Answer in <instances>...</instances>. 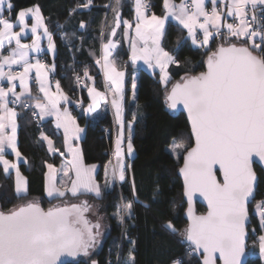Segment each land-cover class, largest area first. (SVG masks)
<instances>
[{
	"label": "snow or ice",
	"instance_id": "snow-or-ice-1",
	"mask_svg": "<svg viewBox=\"0 0 264 264\" xmlns=\"http://www.w3.org/2000/svg\"><path fill=\"white\" fill-rule=\"evenodd\" d=\"M209 0H181L180 4L172 0H163L164 15L147 14L150 7L145 0H134L135 37L131 40V59L135 62L143 60L149 68H159L160 80L167 85L170 64L179 65V60L161 46L165 34V23L171 17L178 25L187 30L188 38L193 45L208 48L214 36L223 38V42L215 51L209 49L207 71L198 75L185 76L175 83L166 100L168 106L176 109L182 105L187 111L191 123V134L194 146L173 143L172 151L183 149V166L180 173L184 178L185 195L188 198L189 224L181 233L188 242V256L199 254L202 264H245L246 256V224L249 220L248 205L255 198L257 174L253 168L254 157L264 164V0H210L211 10L206 7ZM92 0L78 7L87 8ZM121 0H115L112 7L114 27H133L128 20H122L119 12ZM14 4L11 0H0V81H7V87L0 84V164L3 171L15 170V193L18 197L27 195V180L21 175L18 164L5 158L6 149H10L17 160L21 153L16 144L17 113L9 107V103H22L24 107L39 109L33 112L40 119L55 116L56 128L63 129L64 143L71 159L63 168L64 177L61 186L56 183V169L46 163L45 190L49 197L63 198L70 194L103 195L100 184L94 177L96 166L83 164L80 149L74 147L72 141L80 138L83 131L67 109L61 111V100L67 102L68 97L60 89L56 81V92L50 90L46 65L39 59L35 63L29 61V51L40 52L38 30L43 29L47 38L48 49L55 52L53 36L44 23V17L38 5L19 10L12 19ZM226 12L221 9H225ZM259 9V15L257 10ZM5 11L8 16L5 17ZM75 11V9H73ZM35 21L31 25L33 40L31 44L21 43V34L28 29L27 18ZM228 17L234 22H228ZM238 21V22H237ZM19 26L20 31H14ZM81 28L86 27L82 21ZM226 30V31H225ZM202 35V39L200 38ZM103 36V32L101 33ZM243 41V43L233 42ZM15 41L7 55L3 54L5 42L9 45ZM142 45V46H138ZM116 42L108 39L102 43L101 65L106 79L111 82L115 120L118 126L115 139L114 156L116 163L111 167V181L108 170L105 171V185L108 188L116 179L124 181L131 165H125V151L128 156L134 153L133 124L137 115L132 114L129 121L124 116V73L117 71L113 61L109 59ZM97 64L101 61L97 60ZM13 65H21L22 71H12ZM5 66L8 71H5ZM55 65H52L54 70ZM36 70L40 97H32L28 80L32 70ZM84 77L91 79L87 69ZM81 82V77H76ZM19 81L21 91H16L15 81ZM132 98L135 100L136 84H132ZM92 103L85 110L94 111L100 100H107V95L89 88ZM13 97L11 101L9 97ZM24 98V99H22ZM27 100H34L28 104ZM10 129V133H8ZM127 131V135L125 132ZM41 138L47 141L50 153L58 152L53 141L41 132ZM126 142V149H125ZM64 155V153H60ZM27 163V161H24ZM111 163V162H110ZM75 172V179L69 175ZM70 183V187H69ZM133 195H136L135 182L132 183ZM199 194L207 201L206 214L196 215L192 208L193 197ZM87 200L70 206H54L45 211L38 202H28L9 210L0 212V264H64L62 256H89L100 235V223L90 224L84 213L90 210ZM254 210L259 216V224L264 231V200L257 201ZM134 202L128 201L117 205L114 216L118 223L125 225L126 220L133 219ZM166 230L176 233L177 229L171 221L162 225ZM93 229H96L94 232ZM255 231V229H253ZM122 235H127L123 233ZM259 251L264 259V235L259 237ZM129 249L124 259L120 246H116L115 261L109 264H136V241L128 238ZM91 264H97L95 260ZM170 264H184L182 259H173Z\"/></svg>",
	"mask_w": 264,
	"mask_h": 264
},
{
	"label": "trees",
	"instance_id": "trees-1",
	"mask_svg": "<svg viewBox=\"0 0 264 264\" xmlns=\"http://www.w3.org/2000/svg\"><path fill=\"white\" fill-rule=\"evenodd\" d=\"M152 4V13L158 16L164 14L163 0H145ZM14 4L13 15L20 9L38 5L47 20L56 44L54 57L55 76L69 96L78 104L72 105L77 122L85 126V134L81 139V150L85 164H97L99 169L96 180L100 184L103 195H80L73 197L68 194L63 198H47L45 195L46 163L59 165L64 155V139L51 121L44 122V130H40L32 120L31 107H18V148L26 158L27 163L20 165L22 173L28 182L27 195L18 197L15 193V181L12 173H5L0 167V210L8 212L25 202L36 201L44 209L62 201H75L86 198L97 202L99 212L103 214L108 224V232L102 243L90 255L79 257L64 264H107L115 261L116 246L119 245L122 256L127 258L128 238L136 241V264H170L173 259H182L184 264H201V256H188L189 247L181 233L187 227L185 210L187 203L183 195V183L178 175V169L183 161V155L177 159L169 150L170 144L180 142L185 147H191L193 139L185 113L173 112L167 107L166 96L175 81L182 77L197 74L205 70V60L209 49L215 51L223 42L222 37H215L208 48L194 46L187 38L186 31L173 21L166 25L162 46L179 60V65L170 64V75L167 85L161 82L160 73L139 68L136 99L132 100V84L136 67L129 59V50L123 37V25L116 29L113 36L118 45L113 52L116 66L124 71V116L125 121L137 115L133 124L134 155L130 160L131 168L126 172V179L115 183L106 190L104 188L105 171L112 163L114 136L112 127L114 118L106 106H102L92 114H86L85 107L89 103L88 86L93 83L99 89H104V79L100 64L102 43L110 38L114 27L112 7L115 0H93L89 8L78 7L86 0H11ZM133 0H121L119 8L123 19H132ZM75 9V11H73ZM86 27L81 28V22ZM103 32V36L101 33ZM87 69L91 79L84 77ZM82 82L78 83L76 77ZM45 132L54 140L59 150L50 153L44 141L40 138ZM127 135V131L125 132ZM258 175L255 199L250 204L251 226L248 241V257L245 264H264L256 253L259 251L257 236L261 230L259 219L254 212L257 201L264 200V171L254 164ZM135 182L136 195L132 192ZM134 202L133 219L126 220L125 225L118 223L114 216L117 205ZM75 204V203H70ZM196 211L204 212L205 207L196 203ZM88 211L84 213L87 216ZM89 216V215H88ZM171 221L177 229L172 233L162 227ZM255 229V231H253ZM126 233L127 235H122ZM252 250V252L250 251Z\"/></svg>",
	"mask_w": 264,
	"mask_h": 264
},
{
	"label": "crops",
	"instance_id": "crops-1",
	"mask_svg": "<svg viewBox=\"0 0 264 264\" xmlns=\"http://www.w3.org/2000/svg\"><path fill=\"white\" fill-rule=\"evenodd\" d=\"M172 2H174V3H176V4H180V3H181V0H172ZM33 6H35V5H33ZM33 6H29V7H33ZM206 7L208 8L209 11L211 10V3H210V0H209V2L206 3ZM26 8H28V7H26ZM22 9H24V8H22ZM132 9H133V12H134V16H133L132 19H123V18L121 17L122 20H128V21L131 22L132 25H133V27H132L131 29H127L128 33H129V35H128L127 38H125V36H124L125 27H124L123 24H121V25H123V37H124V41H125V43H126V45H127V47H128V50H129V59L133 62L134 66L136 67L135 75L138 76V72H137V70H138L139 68H145V69H147V70H149V71H151V72H158V73H160V70H159L158 67H157V68H149L148 65L144 63L143 60H137V61L134 62V61L131 59V55H132V50H131V40L135 37V21H136V17H135V9H134V0H133V4H132ZM20 10H21V9H20ZM221 10L224 11V12H226V8H225V9H221ZM18 11H19V10H18ZM18 11H17V12H18ZM41 14H42V16L44 17L42 11H41ZM147 14H148V15H151L150 13H147ZM163 15H164V14H163ZM163 15H162V16H163ZM7 16H8V12L5 11V17H7ZM157 16H158V15H157ZM12 19L15 20V14L12 15ZM229 19H230V17H228V22H229ZM169 21H173V22L177 23L175 20H173L171 17H169V19H168V20L166 21V23H165V29H166V25H167V23H168ZM26 22H27V24H28L29 27H28V29L25 30L24 33L21 34V43H24V44H31V43H32V40H33V36H32V34H31V25H32L33 23H35V21L29 17V18H27ZM44 23H45V25L47 26L49 32L51 33V30H50L49 27H48V23H47V20H46L45 17H44ZM177 24H178V23H177ZM179 26H180V25H179ZM184 30L186 31V34H187V30H186V29H184ZM14 31H17V32L20 31L19 26L15 27V28H14ZM225 31H226V30H225ZM51 34H52V33H51ZM38 35L41 36V39H40V48H41V51L38 52V53L35 52V51H29V61H30L31 63H35L37 59H39V60L42 62V57H44V58L46 59L47 62L44 63V64H45L47 67H46V69H45L44 71H46V72L48 73L47 78H48V82H49V84H50V90H51L52 92H56V81H59V78H58L57 76H55V70H56V68H54V70L52 69V65H53V64L55 65L53 59H54V57H55V55H56V50H57V49H56V44H55V41H54V39H53V42H54V44H55V52L53 53V52L49 51V49H48V41H47V38H46L45 36H43V29H39V30H38ZM52 36H53V35H52ZM201 36H202V35H201ZM215 37H216V36H214L212 39H210V41H209V46L211 45V42H212V40H213ZM217 37H220V36H217ZM187 38H188V35H187ZM109 39H112L114 42H116V47H117V45H118L117 40H116L113 36H111V35H110V38H109ZM162 39H163V37H162ZM162 39H161V46H162ZM188 39H189L190 42H191V39H190V38H188ZM107 41H108V40H107ZM107 41H106V42H107ZM106 42H105V43H106ZM233 42H236V43H238V44H239V43H243L242 40H241V41H236L235 38H233ZM191 43H192V42H191ZM138 46H142V45H138ZM194 46H195V45H194ZM209 46H208V47H209ZM14 47H15V41H13L11 45H9L7 42H5V46H4V49H3V54H4V55H7L8 52L11 50V48H14ZM116 47L112 50V52H111V56L109 57V59H110L111 61H113L114 66H115V68H116L117 71H120V72H123V73H124L123 70L119 69V68L116 66V64H115V62H114V59H113V57H112V56H113V52L115 51ZM162 47H163V46H162ZM164 50H165V49H164ZM165 51H167V50H165ZM167 52H168V51H167ZM100 61H101V63H100V66H101V65L103 64L102 52H101V56H100ZM42 63H43V62H42ZM17 67H22V66H21V65H13V66H12V71H14L15 68H17ZM168 67H169V66H168ZM22 70H23V69H22ZM22 70H21V71H22ZM101 70H102V75H103V79H104L105 88H104V89H99V88L96 87L93 83H91V84L88 86V89H89V88H92V87H95V89H96L97 91H99V92H101V93H105V94L107 95V100H100V101H99V105H100V106H99L98 108H96L94 111H91V112H87V111H86V114H92V113L96 112L98 109H100L102 106H106V105H107V107L109 108V110L112 112V115H113V118H114V122H115V131H116V134H117L118 126H117V123H116V120H115L114 109L112 108L111 103H110L111 99L113 98V97H112V88H113L114 86L111 85V82L108 81V80L106 79V76H105V74H104V71H103L102 67H101ZM5 71H8V67H7V66H5ZM21 71H20V72H21ZM14 72H16V71H14ZM167 72H168V68H167ZM17 73H19V72H17ZM168 74H169V73H168ZM135 75H134V76H135ZM32 76H34L33 79L31 78ZM35 76H36V70L33 69L32 72L30 73V78H29V80H28L29 88L31 89V95H32V97H40V98H41V102L46 103V101L43 99V93L39 92V90H38V83H37V81H36V79H35ZM169 77H170V75H169ZM14 83L16 84V91H17V92H20V91H21V88H20L19 81L17 80V81H15ZM0 84H3L5 87L8 86L6 80H5V81H0ZM59 84H60V81H59ZM60 89L62 90V92L64 93V95H66V96L68 97L67 102L61 100L60 105H59L61 111H63L64 109H67V111H68V113L71 115V117L75 119L76 124H77L81 129H83V131H82L81 133H79L80 138H79L78 140L74 139V140L72 141L73 146H74V147H78V148L80 149V153H81V156H82V150H81V139L83 138V136H84V134H85V126H82V125H80V124L77 122L76 118L74 117L73 110H72V105H73V104L76 105V104H78V103L76 102V99H74L72 96H69V95L67 94V92H66V91L63 89V87L61 86V84H60ZM132 94H133V90H132ZM88 97H89V103H88V105L85 107V110H86V109L88 108V106L92 103V97L89 95V91H88ZM10 98H11V96L9 97V100H10ZM22 99H24V98H22ZM26 102H27L28 104H34V100H27ZM9 107H10V108H13V109L16 111V113H17V117H16V124H17V128H16V144H17V148H18V132H19L18 114H19V111H18V108H14V107H12L10 104H9ZM31 108L39 112V109H35V108H33V107H31ZM0 115H4V113H3L2 110H0ZM42 120H43L44 122L50 120L51 123H52V125L56 128V124H55V116H46V117H44ZM56 129H57V128H56ZM57 130H59V131L62 133V135H63V139H64V132H63V129L60 128V129H57ZM10 131H11V130L8 129V133H10ZM43 133H44L46 136H48V137L53 141V145H54V147L56 148L55 143H54V140L52 139V137H50V136H49L48 134H46L45 132H43ZM40 138H41V135H40ZM41 139H42V138H41ZM42 140H43V139H42ZM43 141H44V140H43ZM44 143L46 144V146H47V148H48L47 141H44ZM56 149H57V148H56ZM125 149H126V145H125ZM18 150H19V148H18ZM113 150H115V147H114V146H113ZM19 151H20V150H19ZM20 153H21V152H20ZM63 153H64V158H63L62 162H61L59 165H54V164H52V165L54 166V168L57 170V171H56V183H57V186H61L62 172L60 171V169L62 168V165L64 164L65 166H68V161L71 159L70 154H69V153L67 152V150H66L65 143H64V151H63ZM125 153H126V151H125ZM132 155H134V153H133ZM132 155H131V156H132ZM126 157H127V153H126ZM132 157H133V156H132ZM5 158L8 159V160L11 161V162H15V163H17L21 175H22L23 177L25 176V175L22 173L21 169H20V165H21V163H23V162L26 160V158L22 155V153H21V159H20V160H17L15 154H14L10 149H6V152H5ZM82 160H83V156H82ZM124 162H125V161H124ZM115 163H116V159H115V156H114V160H112V163H110V164L107 165V167H106L107 170L109 169V166H110L111 164L114 165ZM49 164H51V163H49ZM83 164H84L85 166H90V165H95V166H96L95 171H94V177H95V179H96V173H97V171H98V169H99V166H98L97 164H85V163H84V160H83ZM0 167L3 169V165H2V164H0ZM47 171H48V170H47V167H46V172H47ZM46 172H45V173H46ZM9 173H12V174H13V176H14V181H15V180H16L15 170H10ZM9 173H7V174H9ZM108 173H109L108 179H109V181H111V175H110V173H111V169L108 170ZM69 175H70V177H71L72 179H75V172H74V171L70 172ZM25 178H26V177H25ZM26 180H27V179H26ZM64 181H65V180H64ZM96 181H97V180H96ZM113 184H114V181H112V182L110 183L109 187L106 188V190L111 189V188L113 187ZM104 185H105V180H104ZM27 187H28V182H27ZM45 187H46V178H45ZM69 187H70V183H69ZM45 195H46L47 198H53V197H49V196L47 195L46 190H45ZM103 222H104V225H103V227H104L103 232H104V237H105L106 234H107V232H108V228H109V227H108V224L106 223L105 219H104ZM103 239H104V238H103ZM99 245H100V244H99ZM99 245H98V246H99ZM96 246H97V245H96ZM90 251H91V250H90ZM263 260H264V259H263Z\"/></svg>",
	"mask_w": 264,
	"mask_h": 264
},
{
	"label": "rangeland",
	"instance_id": "rangeland-1",
	"mask_svg": "<svg viewBox=\"0 0 264 264\" xmlns=\"http://www.w3.org/2000/svg\"><path fill=\"white\" fill-rule=\"evenodd\" d=\"M133 83H135L136 84V89H135V96H136V93H137V85H138V76H134V81H133ZM133 90V89H132ZM131 99L133 100V98H132V96H131ZM136 99V98H135ZM116 136H117V134H116V131H115V135H114V147H115V139H116ZM174 143V142H173ZM173 143L172 144H170V146L168 147L169 148V150H171L172 151V145H173ZM175 143H177V144H181L180 142H178V141H176ZM125 145H126V142H125ZM181 145H184V144H181ZM185 146V145H184ZM173 152V151H172ZM183 152H184V150L183 149H178L177 150V152L176 153H174L173 152V154H174V156L177 158V159H179V157L181 156V155H183ZM133 156V155H132ZM132 156H128L127 155V157H126V153H125V156H124V161H125V165H129V163H130V160H131V158H132ZM64 167H66L64 164L62 165V168L60 169V171L62 172V178H61V180H65V181H67L68 180V177H64V175H63V168ZM111 167H112V164L109 166V169H111ZM108 169V170H109ZM24 178H25V176H24ZM26 179V178H25ZM119 182H120V180H118V179H116L115 181H114V184L115 183H117V184H119ZM114 184H113V186H114ZM84 200H87L86 198H80V199H77V200H75V201H62V202H58V203H56V204H54L53 206H51V207H54V206H65V205H70V203H75V204H80L82 201H84ZM88 201V200H87ZM32 202H36V201H32ZM27 202H25L24 204H26ZM88 203H89V205H91V207H90V210L88 211V213L89 214H87V216H86V218H87V220L89 221V223L90 224H95V223H97V222H99L100 223V229H99V233H100V235L98 236V238H97V240H98V242H97V246L99 245V244H101L102 243V241H103V238H104V232H103V229H104V227H103V225H104V216H103V214L102 213H100L99 212V207H98V204H97V202H94V201H92V202H90V201H88ZM51 207H49V208H51ZM48 208V209H49ZM254 212H255V214H256V216L258 217V219H259V216H258V214L256 213V211L254 210ZM89 215V216H88ZM85 216V215H84ZM93 231L95 232L96 231V229H93ZM256 232V231H255ZM261 235H264V233L262 232L260 235H258L257 236V241H258V243H260V241H259V237L261 236ZM97 246H95L93 249H91V251H93L95 248H97ZM250 251L252 252V250L250 249ZM253 253V252H252ZM258 253V256L260 257V251H258L257 252ZM81 258V257H84L85 258V256H78L77 258ZM87 258V257H86ZM261 258V257H260ZM263 260V259H262Z\"/></svg>",
	"mask_w": 264,
	"mask_h": 264
},
{
	"label": "water",
	"instance_id": "water-1",
	"mask_svg": "<svg viewBox=\"0 0 264 264\" xmlns=\"http://www.w3.org/2000/svg\"><path fill=\"white\" fill-rule=\"evenodd\" d=\"M206 61H207V58H206V60H205V70L204 71H207V63H206ZM204 71H201V72H204ZM200 73V72H199ZM199 73H197V74H193V75H198ZM193 75H188V76H193ZM181 80H178V81H175L174 83H173V85L175 84V83H177V82H180ZM172 85V86H173ZM172 86L170 87V89L168 90V93H170V91H171V88H172ZM167 93V94H168ZM167 107L170 109V110H172L173 112H183V113H185V115H186V118H187V120H188V124H189V127H190V133H191V123H190V121H189V119H188V115H187V111L183 108V106L182 105H178L177 106V108L176 109H172V108H170L169 106H168V101H167ZM191 136H192V134H191ZM192 139H193V144H192V146H194V138L192 137ZM184 155H186V152L184 153ZM184 155H183V157H184ZM254 164H257V165H259L262 169H263V171H264V164H262L261 162H259L258 161V159L257 158H255L254 157V163H253V168H254ZM183 166V161H182V164L180 165V167H179V169H178V175L180 176V178H181V180H182V183H183V195H184V200L186 201V203H187V207H186V210H185V214H184V216H185V219L187 220V222H188V224H189V219H188V207H189V203H188V198H187V196L185 195V189H184V178H183V176H182V174L180 173V168ZM254 170H255V168H254ZM257 174V173H256ZM257 181H258V175H257ZM256 187H257V183H256ZM255 199V198H254ZM254 199L253 200H251L250 201V203H249V205H248V208H249V220L247 221V224H246V228H247V236H246V240H245V243H246V256H245V263H246V261H247V259H248V257L250 256V254L248 253V241H249V237H250V231H249V228H250V226H251V214H250V204L254 201ZM196 203H200V204H202L204 207H205V211L204 212H197L196 211ZM21 206V205H20ZM65 206H70V205H65ZM62 207H64V206H62ZM16 208H18V207H16ZM192 208H193V210H194V212H195V214L196 215H201V214H206V212H207V210H208V206H207V201L202 197V196H200L199 194H196L194 197H193V200H192ZM44 209V208H43ZM45 211H47L48 209H44ZM0 212H4V211H1L0 210ZM86 217V216H85ZM188 224H187V226H188ZM185 242L188 244V242L185 240ZM197 255H199V254H197ZM74 259H77V257H75V258H73V257H67V256H62L61 257V260L65 263V262H69V261H72V260H74ZM201 264H202V257H201ZM218 264H221V262L218 260Z\"/></svg>",
	"mask_w": 264,
	"mask_h": 264
},
{
	"label": "built area",
	"instance_id": "built-area-1",
	"mask_svg": "<svg viewBox=\"0 0 264 264\" xmlns=\"http://www.w3.org/2000/svg\"><path fill=\"white\" fill-rule=\"evenodd\" d=\"M148 5H150V7L147 9V13H150V14H152V4H151V2H149V1H145ZM188 2L190 3V0H188ZM93 4V0H92V3L89 5V7L91 6ZM89 7H87V8H89ZM257 15H259V9L257 10ZM229 22H234L233 21V18H231L230 17V19H229ZM238 22V21H237ZM217 37V36H216ZM201 39H202V36L200 37ZM174 56V55H173ZM42 62L43 63H46L47 61H46V59L44 58V57H42ZM22 70V67H17V68H15V70L14 71H16V72H20ZM32 79L34 78V76H32L31 77ZM81 82H82V78H81ZM80 82V83H81ZM12 99H14L13 97H11L10 98V101L12 100ZM12 107H14V108H18L20 105H21V103H16V104H13V103H9ZM37 112L38 113V111H36V110H34V109H32L31 110V117H32V120H33V122L35 123V125L40 129V130H44V121L42 120V119H40L39 118V116L38 115H33V112ZM112 133H113V136L115 135V122H114V126L112 127ZM112 160H114V150L112 151ZM256 255L258 256V253H256ZM111 261V260H110ZM107 264H109V261L107 262Z\"/></svg>",
	"mask_w": 264,
	"mask_h": 264
}]
</instances>
